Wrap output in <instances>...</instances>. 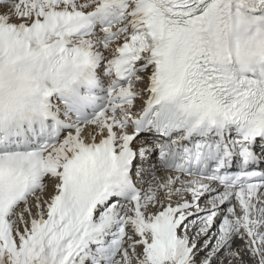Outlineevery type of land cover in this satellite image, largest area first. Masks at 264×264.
<instances>
[{
  "label": "snow or ice",
  "instance_id": "obj_1",
  "mask_svg": "<svg viewBox=\"0 0 264 264\" xmlns=\"http://www.w3.org/2000/svg\"><path fill=\"white\" fill-rule=\"evenodd\" d=\"M0 264H264V0H0Z\"/></svg>",
  "mask_w": 264,
  "mask_h": 264
}]
</instances>
